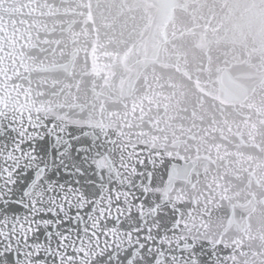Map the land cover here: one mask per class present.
<instances>
[{"label": "snow or ice", "instance_id": "snow-or-ice-1", "mask_svg": "<svg viewBox=\"0 0 264 264\" xmlns=\"http://www.w3.org/2000/svg\"><path fill=\"white\" fill-rule=\"evenodd\" d=\"M0 264H264V0H0Z\"/></svg>", "mask_w": 264, "mask_h": 264}]
</instances>
